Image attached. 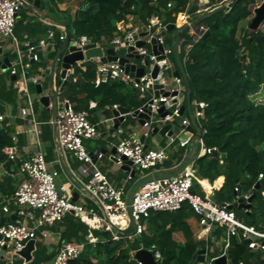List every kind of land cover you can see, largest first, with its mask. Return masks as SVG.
Returning a JSON list of instances; mask_svg holds the SVG:
<instances>
[{
    "label": "trees",
    "instance_id": "16d2710c",
    "mask_svg": "<svg viewBox=\"0 0 264 264\" xmlns=\"http://www.w3.org/2000/svg\"><path fill=\"white\" fill-rule=\"evenodd\" d=\"M75 1L74 12L54 8L52 4L58 5L56 0H39V5L62 15L69 25L70 39L87 35L93 43L98 44L103 40L110 42L118 25H126L131 20L142 21L145 24L153 16H158L164 24H176L178 13L186 11L189 2V0ZM254 2L255 0H232L228 10L223 8L201 17L200 23H205L209 27V34L198 41L194 40L188 27L184 30L177 27L176 29L180 31L177 37L184 38L182 46L179 47V55L184 62L191 85L190 104L197 101L205 105L204 115L199 119V123L205 129L202 139L206 147L217 148L216 151L196 158L197 176L210 180L219 176L225 177L224 184L217 193L220 205L233 197L229 193L235 192V187L239 188V192L254 195L249 210L239 207L236 202L231 209L235 211L239 220L264 232V177L259 178L260 173L264 175V25L240 34L241 23L248 19L251 14L249 6ZM170 3L172 5L169 7ZM188 11L191 15L196 12L195 8ZM29 16L34 17L30 13V8L23 6L18 23L21 28L26 27V32L32 38L37 30H33L34 24L27 21ZM47 29H52L56 33L55 43L50 47L52 49L48 57L60 64L61 59L57 58V53L62 49L64 40L60 39V30L57 27L49 26ZM174 40L172 33L169 32L165 43L172 47ZM33 43L36 41L33 40ZM188 45L191 47L186 50ZM23 48L27 49V46ZM10 54V50L6 51L7 56L10 57ZM11 55L15 57L14 54ZM42 59L43 56L39 54L37 65L42 64ZM73 67V73L66 84L62 85L60 98L69 100L75 110L89 111L92 100L97 101L99 108L107 104H118L129 110L137 109L146 101L140 98L138 91L121 81L109 80L99 83L97 63L93 60L77 63ZM9 144L11 136L7 128L0 127V164L4 162L8 167L12 161L2 150ZM12 182L10 176H5L0 181V192L4 196L14 193ZM196 186L197 181L192 188L194 193H198ZM242 198L245 199L244 196ZM191 212L193 210L188 204L172 212L152 211L145 220L147 225L145 230L132 241L128 239L114 241L108 233L97 231L99 240L94 244L88 243L87 239H83L87 233L86 225L78 217L70 214L57 224L64 226L61 241L67 239L71 242L70 239L75 236L78 240L76 242H85L82 254L69 264H139L134 258V251L142 247L151 249L153 245L161 253L158 260L160 264H193L198 252L206 246L200 245L202 241L195 238L187 222ZM179 230L185 236L184 243H178L173 239V233ZM221 233L226 239L227 227L215 224L208 243ZM226 255L228 264H264V250L250 248L235 235L229 238ZM53 256L50 253L46 254L45 248L37 245L34 259L27 264H35L37 261L49 263ZM20 261L23 260L17 259L14 264ZM205 264L215 262L208 259Z\"/></svg>",
    "mask_w": 264,
    "mask_h": 264
},
{
    "label": "built area",
    "instance_id": "2783aa9c",
    "mask_svg": "<svg viewBox=\"0 0 264 264\" xmlns=\"http://www.w3.org/2000/svg\"><path fill=\"white\" fill-rule=\"evenodd\" d=\"M26 1L0 0V56L4 54L6 49L3 41L9 39L15 56L13 60H9L10 73L17 75L19 69H21L24 79L30 77L27 65L36 63L39 60V50L53 46L56 38L55 31L49 29L46 36L40 39L38 44L29 42L27 44V53H23L15 35V24ZM202 4L206 5V2L202 0ZM171 5V3L168 4L169 7ZM154 21H156V24ZM177 21L187 25L195 41L200 40L209 31V27L206 24L191 22L186 12L178 13ZM167 27L168 25L164 24L158 16H153L148 23L138 27L132 23L118 25L115 36L110 40L109 44L114 43L117 47H122L134 45L137 40L146 42L144 46L135 48L149 62L147 71L140 77L132 76L127 72L120 63V58L116 61H109L105 56H102L93 60L97 63V81L99 83H105L109 80L121 81L126 86L138 91L143 97L149 90L154 91L152 96L145 98L146 101L143 105L135 110H129L127 113H120L111 120L117 119V123L120 124L125 122L129 116L135 118L137 116L135 114L136 110L139 113H146L145 104H148L151 108L150 118L143 125L148 129H152L154 124L159 123L174 125L177 118L183 117V115L181 116V107L184 104H181V100L186 96L185 83L182 78L176 76L171 78L173 80L171 82V79L168 80L164 73L168 68L173 69L170 64V57L174 55L173 47H169L165 43L169 34ZM162 32H166V34L163 35ZM143 33L147 35L141 36ZM152 37H156L157 45H164L162 52L154 53L152 51L150 43ZM60 39L64 41L66 39L64 26L60 30ZM70 41L84 52L86 45L93 43L87 35L70 39ZM183 42L184 38L179 37V47L182 46ZM190 47L188 45L186 50ZM25 56L27 63L24 60ZM155 65H158L160 69L156 77L152 75ZM2 66L3 60L0 59V70L3 69ZM69 76L68 72L67 79ZM33 81L37 83L38 79L35 77ZM156 83L163 85V87L155 88L154 85ZM156 92H158V95H156ZM166 92L169 94L166 95ZM58 94L60 92H56V98ZM57 103L53 123L56 126L58 147L64 155L68 154L81 163L78 174L75 176L83 186L89 200L94 203V206L88 203L75 202L69 194L65 193L64 186L58 188L57 177L59 173L49 168L41 146L26 158L20 156L17 147V136L14 135L12 137L13 142L6 145L2 151L9 160L20 161L19 172L23 175V180L14 193V200L21 207L17 214L23 220L22 222L7 221L0 225V262H12L17 257L21 258L18 252L24 248L29 240H37L38 230L52 227L64 221L69 214L78 217L88 226V243L94 244L99 240V237L94 235L95 231L108 233L114 241L121 239L132 241L143 233L145 220L149 218L152 211H177L185 204H188L198 216L205 235L211 233L215 224L227 227L224 251L219 256L226 254L229 238L232 235L236 237L238 235L239 240L247 243L252 249L264 250V232L258 230L254 225H249L239 220L235 211L228 206L220 205L210 198L192 191L197 180L196 167L192 161L180 173L169 176L157 175L141 186L134 193L131 203L132 218L136 222L135 231L130 234H123L117 231L116 226H118V223L121 222L125 215H128L126 192L123 188L114 186L97 165V160L101 159L104 154L102 152L92 154L84 144L85 139L99 136L101 131L96 124L91 122L86 110H75L67 99H61ZM195 105L197 108V120L195 121L200 129V135L198 136L199 153L200 155H205L216 151L217 148L205 146L202 139L205 129L198 121L204 115L203 107L205 105L197 101H195ZM32 106L33 103L29 97V107L22 109L21 114L25 117L29 114L34 115ZM118 107L120 105L114 104L112 109H118ZM163 107L168 113L161 117L158 111ZM5 120L6 115L0 113V122ZM33 120L35 121V119ZM190 125V119H182L173 134L169 136L167 145L155 148H147L141 138L137 136L122 138L115 146L114 158L119 164H124L126 159L130 160L133 162V166L142 171L148 170L156 175L158 167L167 160L169 156L168 149L175 140L180 139L182 146L187 144L195 131L191 132V135L185 140L181 139V136L188 132L187 127ZM110 132L121 135L123 129L119 125L118 127H113ZM104 135L105 133H101V136ZM262 177L264 175L260 173L259 178ZM238 190L239 188L235 187V191ZM244 197L247 200L250 195H245ZM3 210L9 212V205L4 206ZM35 211H38V215L35 214ZM42 234L44 238L47 237L45 230ZM84 248L85 242H63L51 264H69L71 260L78 258L82 254ZM148 250L154 254L157 261L161 258V253L156 250L155 246ZM136 251H134V254ZM215 258L211 260L213 261ZM205 263L206 261L196 262V264ZM139 264L142 263L139 262Z\"/></svg>",
    "mask_w": 264,
    "mask_h": 264
},
{
    "label": "crops",
    "instance_id": "0c3cea01",
    "mask_svg": "<svg viewBox=\"0 0 264 264\" xmlns=\"http://www.w3.org/2000/svg\"><path fill=\"white\" fill-rule=\"evenodd\" d=\"M203 1L206 2V5L202 4V0H189L187 5V10L184 12H186L189 15L191 22L200 23V18L206 16L204 14L205 11H213V10L217 11L223 8L228 10L232 0H203ZM263 4H264V0H255L254 3H251L249 6L251 14L249 15L248 19L255 18L257 16V13L255 12L256 8L261 7ZM28 7L30 8V13L34 15V17L29 16L27 21L29 23L34 24L33 30L36 29L37 32L32 38L30 37V34L26 32V30L25 31L23 30V32L20 33V38L16 36L24 54L27 53V49L23 48V46L24 47L27 46V44L29 42H33V40L36 41V43L38 44L39 40L46 36L47 31L49 30L47 29V27L55 26L59 30H61V27L66 24L62 15L57 14V12H52L51 10H48L47 7L42 8L40 7V5L38 6L35 5V3H31ZM191 8H195L196 11L192 15L188 11ZM130 23H132L136 27L144 24V22L142 21H133V20H131ZM36 24H38V26ZM176 24H177V28H183L185 26V24H182L180 21L177 20H176ZM33 32H31V34H33ZM189 32H191L190 29ZM5 47L6 49L4 51V54L0 56V59L3 61L6 58H8L9 60H13L14 57L11 55L13 54L11 42L7 43ZM51 49L52 48L49 47L47 49L41 48L39 50V54H41L44 58L42 59V64L39 63L37 65V63H31L27 65V69L30 76L27 79H24V77L22 76L21 69H19L17 75H12L10 73L9 67L5 71L3 69L0 70V105L3 107V111L0 113L6 115V120L4 121L2 127L7 128L8 133L11 136V143L13 142L12 137L14 135L17 136V147L20 156H22L23 158L28 157L29 154H31L34 150H36L39 146H41L42 149L44 150L49 168L59 173L57 177L59 181V187L61 188L62 186H64L66 190L65 193L67 195L69 194L75 202L88 203L91 206H94V203L91 200H89L83 186L75 176L78 174V169L74 168L73 166L74 164L73 160L75 159H73L68 154L64 155L58 147L56 126L53 123V120L56 115L57 104H58L57 102L62 99L60 97H61L62 85L64 80L61 77L62 61L59 64L48 57ZM8 50H10L11 52L10 57L6 55V51ZM24 60L27 63L26 56ZM82 62H78V63H82ZM170 64L172 65L173 69L176 68L174 57H172V59L170 57ZM73 71H74V67H72L68 71L69 75L72 74ZM35 77L38 79L37 83L33 81V78ZM171 82H173L172 79ZM34 84H36V86H33ZM38 86L42 90L41 94L38 93ZM52 91L60 92V94H58L57 98L51 99V103L49 107L43 105L42 102L40 101L41 96L52 95ZM150 93H152L151 94L152 96L154 91L149 90L144 97L140 95V98L145 99L147 97H150L149 96ZM29 97L31 98V101L33 103L32 107H33L34 115L29 114L25 117L21 114V111L22 109L29 107ZM186 98L187 97L185 96V98L181 100V104L186 105L184 115L183 117L177 118L175 120V124L173 125L174 130L175 128H177L176 126H178L181 120L184 118L190 119L191 122L197 120L196 119L197 108H195V111H193L192 104H188ZM113 105L114 104L112 105L107 104L103 108H99L97 107V101H93V100L90 101V110L87 111L89 114V119L91 120V122H93L98 126L101 133H105L104 136L106 137L104 140L106 141L107 145L106 147L99 148L96 147L95 145L90 144L88 142L89 140L87 139L86 147L92 154H96L99 152H102L104 154V156L101 159L97 160V165L99 166L100 170L108 177V179L114 186L118 188H123L125 190L127 196L130 190L136 185V183L144 176L150 174V172L146 173L145 171H142L135 166H131L130 168L126 169L123 168L124 164L117 163L116 159L114 158V152H113V149L116 146L114 142V138H119L120 141V139L130 136H137L140 138L144 136L145 137L144 143L147 148L165 146L169 141V136L163 135L159 132L156 134H152V130L155 126H159L161 128L164 125L170 123L154 124V126H152L153 127L152 129H148L147 127L140 124L139 119L137 117L134 118L129 116L126 118L125 122L120 124L118 123V125H120V127L123 129V133L121 135H118L116 133L110 132L111 129L115 127L116 124V123L113 124L110 123L111 119L114 118L115 116L114 109H112ZM33 119H35V121ZM127 123L129 124L127 125ZM198 138L199 137L197 131H195L191 135L189 141L185 146L181 145L180 139H176L175 142L168 149L169 156L167 160L163 164H161L156 170V175L163 176V175H174L179 173V170L181 169V167L184 165V163L188 158H190L191 161L194 162L195 164L196 158L202 156L199 153L200 144ZM19 163L20 161H12L9 167L6 166L4 162L0 164V181H2L5 176H10L13 179L12 185L14 187V193L20 182L23 180V175H21L19 172ZM64 168H66L67 172L72 175L73 179L79 185V187H77L72 183V181L69 179L67 175L68 173L64 171ZM196 181L198 182V186H196V190L198 194L202 193L205 197H208L212 201L219 203V201L217 200L218 198L217 193L224 184L225 181L224 176H219L214 180H210L209 178H199L197 176ZM14 193L4 196L0 192V222L3 219H5L6 222L12 220L22 222L23 220L17 214L18 210L21 207H19L15 203ZM229 195L233 197H231V199L228 198V200L223 201V203H226L227 205H233L235 202L237 204L239 198H242L243 196L250 194L235 191L229 193ZM244 201L246 202L247 200L244 199ZM6 205H9L10 208L9 212H5L3 210V207ZM35 214L38 215V211H35ZM130 222H131V216L128 213V215H125V217L121 220V222L118 223V226H116V230L122 233V230L129 228ZM187 222L189 223L197 240L202 242L209 240L210 234L205 235L203 233L202 226L199 223L198 216L194 212L190 213L189 217L187 218ZM146 226L147 225L145 221V227ZM86 229H87V233L83 238L84 240L88 238V234H89L87 225H86ZM44 230L47 233V237L45 238L42 234ZM44 230L43 229L38 230L37 235L41 234L42 238L41 237L37 238L36 245H39V242H41L44 247L50 248L49 253L54 255L49 262L50 264L53 262L58 252V249L60 245L63 243V241L64 242H70V241L67 239L61 241L63 238L62 233L64 230V226L60 224H55L54 226L48 227ZM96 232L97 231L94 232L95 236H97ZM173 239L178 243L185 242V236L183 232L180 230L175 231L173 233ZM70 240H72L71 242L78 241L75 236H73ZM212 240L217 241L216 237L212 238ZM224 246H220V245L214 246L211 251L213 256H211L210 259L219 256L224 251ZM209 247L211 248V246ZM204 249H206L205 256L207 261L208 260L207 256L209 255L208 254L209 249L207 247ZM17 259L20 260L21 258L17 257L16 260ZM4 263L14 264L15 260H13L12 262H4Z\"/></svg>",
    "mask_w": 264,
    "mask_h": 264
},
{
    "label": "water",
    "instance_id": "95a60500",
    "mask_svg": "<svg viewBox=\"0 0 264 264\" xmlns=\"http://www.w3.org/2000/svg\"><path fill=\"white\" fill-rule=\"evenodd\" d=\"M31 3H35V5H39V1H34V0H27L25 2V7H28ZM213 11H205V15H210L212 14ZM255 12L257 13V16L254 18L253 24L254 25H260V23L264 24V4L261 7L256 8ZM154 23L156 24V21H154ZM65 30H66V39L63 43V47L62 49H60L57 53V58L61 59L62 61V71H61V77L62 79H64L63 81V85L66 84L67 81V77H68V71L78 62H82L87 60H95L98 57H102L105 56V58L109 61H116L118 58H120V63L122 64V66L125 68V70L127 72H129L132 76H137L140 77L142 76L148 69V60L140 55L137 51H136V47H141L145 45V41L144 40H137L135 42L134 45H129V46H122V47H117L116 44L114 43H110L108 45L107 48H104L101 45H98L97 43H90L88 45H86L85 47V52L80 49L79 47L75 46L71 41H70V33H69V25L65 24L64 25ZM168 31L172 33V37L175 38L174 42H173V54H174V58H175V62H176V68L172 69V68H168L164 73L166 74L168 80H170L173 76L176 77H180L183 79L185 86H186V97H187V103L190 104V100H191V85H190V81H189V77L186 73L185 70V66H184V62L182 61L180 55H179V37H177V35L179 34V29H176V24H170L168 25ZM187 25H185L183 27L182 30L186 29ZM163 35L166 34V32H162ZM207 34H209V31L207 32ZM147 34H142L141 36H145ZM151 47H152V51L154 53H160L164 50V45H157L156 44V37H152L151 39ZM104 58V60H105ZM133 60H141V65H138L135 61ZM10 66V61L8 58H6L3 61V70H7L8 67ZM160 72L159 66L155 65L153 71H152V75L154 77H156ZM162 74V73H161ZM15 77V76H14ZM13 77V78H14ZM155 88H161L163 87V85L156 83L154 85ZM38 93H42L41 88L38 86ZM169 94L168 92H166V95ZM156 95H158V92H156ZM56 98V92L52 91V95H42L40 98V101L42 102L43 105L48 106L51 103V99H55ZM152 102V101H150ZM144 109L147 111L146 113H139L138 110L135 111V114H137V118L139 119V122L141 125L145 124V121L147 119L150 118V114H151V108L148 104L144 105ZM186 109V105H182L181 107V116L184 115V111ZM129 112V109L126 107H118V109H114V113L115 116H118L120 113H127ZM168 112L164 110V107L161 108L158 111V114L161 117H164ZM112 122H116L115 127H118V123H117V119L111 120L110 123ZM188 132L184 133L181 136V139L185 140L187 139L190 135L191 132L193 131H197L198 136L200 135V129L197 126L196 121H192L191 125L187 127ZM173 125L172 124H166L163 127H159V126H155L152 130V134H156V133H161L163 135H172L173 134ZM141 140L144 142L145 141V137L143 136L141 138ZM113 152H116V147H114ZM191 162V159L188 158L186 160V162L184 163V165L181 167V169L179 170V173L181 171H183L188 164ZM131 166H133V162L130 160H125L124 162V166L123 168H130ZM64 171L66 173L67 170L66 168H64ZM69 179L72 181V183L74 185H76L77 187H79V185L75 182V180L73 179L71 174H67ZM157 175H155L154 173H150L146 176H144L143 178H141L136 185L130 190V192L127 195L126 198V202L128 205V213L131 216V222H130V226L129 228L122 230V233L124 234H130L133 233L135 231L136 228V222L135 220L132 218V211H131V203L133 200V196L134 193L141 187L143 186L147 181L155 178ZM164 176H169V175H164ZM254 199V195H251L247 201H244V198H239L237 205L241 208L247 209L249 210V208H251L252 202ZM223 206H228L229 208H232V205H227L226 203H222ZM13 221V220H12ZM6 222L5 219H3L0 222V225H3ZM240 232H242L240 230ZM237 238L239 239L238 235ZM37 240L36 239H31L29 240L24 248L18 252L19 256L24 260L25 263H30L33 259H34V252L37 249ZM206 249H202L198 252L197 257L195 258V261L193 264H196V262H205L206 261ZM134 258L142 263V264H160L159 261H157L154 257V254L145 248H140L138 249L135 254H134ZM215 264H228V257L226 254H223L221 256L216 257L214 260Z\"/></svg>",
    "mask_w": 264,
    "mask_h": 264
},
{
    "label": "rangeland",
    "instance_id": "374dc122",
    "mask_svg": "<svg viewBox=\"0 0 264 264\" xmlns=\"http://www.w3.org/2000/svg\"><path fill=\"white\" fill-rule=\"evenodd\" d=\"M56 2L58 3V5H54V4H52L53 5V7L54 8H56L57 9V7L59 8V9H68L69 11H71V12H74V10H75V8H76V1L75 0H56ZM48 3V2H47ZM253 21H254V18H249L248 20H244L242 23H241V31H240V34L242 35V34H244L245 33V31H247L248 29L249 30H253V29H258V28H261L264 24H262V23H260V25H254L253 24ZM25 26H23V28H21V25L18 23V19H17V21H16V24H15V35L18 37V38H20V33H22L23 32V30H25ZM9 42H11L9 39H5L4 41H3V44L4 45H6L7 43H9ZM101 45L104 47V48H107L108 47V45H109V41H107V40H103L102 42H101ZM172 55H171V59H172ZM133 61H135L138 65H141V60H133ZM58 69H59V66H58ZM151 94L152 93H150L149 94V96H151ZM195 102H192V110L193 111H195ZM3 111V107L0 105V112H2ZM3 124H4V122H0V127H2L3 126ZM129 123H127V125H128ZM112 136V135H111ZM105 137L106 136H101V133H100V135L99 136H96V137H93V138H90V139H88L89 141V143L90 144H92V145H95L96 147H99V148H102V147H106V145H107V143H106V141L104 140L105 139ZM86 141H87V139H85L84 140V144H85V146H86ZM114 142H115V144H118V142H119V138H114ZM73 162H74V164H73V166H74V168H77V169H79V166H80V162L79 161H77V160H73ZM146 173L147 172H149L148 170L147 171H145ZM57 186H58V188H60L59 187V181H58V179H57ZM127 197V196H126ZM125 197V198H126ZM84 202V201H83ZM42 230V229H41ZM44 230V229H43ZM40 233H41V231H40ZM38 237H41L42 238V236H41V234H39L38 235ZM216 239H217V241L216 240H211V243H208V241H203L200 245H204V246H206L208 249H209V255L207 256L208 257V259H210L211 258V256H212V253H211V251H212V249H213V247L214 246H217V245H220V246H224L225 244H224V241H225V237H224V235H223V233H221V234H219L217 237H216ZM137 243H138V241H137ZM39 246H42L43 248H45V250H46V254H48L49 253V247H44L43 245H42V243L41 242H39ZM209 246H211V248L209 247ZM15 260H16V258H15ZM18 264H25V262L24 261H20ZM35 264H49V263H45V262H39V261H37Z\"/></svg>",
    "mask_w": 264,
    "mask_h": 264
}]
</instances>
